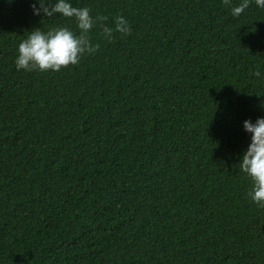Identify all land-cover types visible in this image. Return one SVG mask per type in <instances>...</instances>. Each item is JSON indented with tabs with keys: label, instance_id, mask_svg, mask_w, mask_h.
Instances as JSON below:
<instances>
[{
	"label": "trees",
	"instance_id": "16d2710c",
	"mask_svg": "<svg viewBox=\"0 0 264 264\" xmlns=\"http://www.w3.org/2000/svg\"><path fill=\"white\" fill-rule=\"evenodd\" d=\"M242 2L72 0L130 34L95 26V53L24 71L29 31L78 29L0 0V264H264L239 170L242 121L264 116V5Z\"/></svg>",
	"mask_w": 264,
	"mask_h": 264
},
{
	"label": "clouds",
	"instance_id": "9594fccd",
	"mask_svg": "<svg viewBox=\"0 0 264 264\" xmlns=\"http://www.w3.org/2000/svg\"><path fill=\"white\" fill-rule=\"evenodd\" d=\"M264 5V0H257ZM248 6V0L231 8L233 15H239ZM33 15L50 17L60 14L70 18L75 23L73 28L68 26L51 27L44 31L34 28L28 35L18 42L14 55V65L17 70L24 71H59L62 67L75 65L85 54H93L99 44L93 43L90 31L95 26L101 29L102 38L111 42L113 33L128 35L131 25L123 15L112 18L111 26L105 23L108 17L102 14L93 16L88 7H75L72 0H35L30 5ZM261 76L259 70L252 73ZM242 128L249 134V143L243 150L239 159V170L250 180L251 187L248 197L259 207L264 208V116L257 117L255 121L245 119Z\"/></svg>",
	"mask_w": 264,
	"mask_h": 264
}]
</instances>
